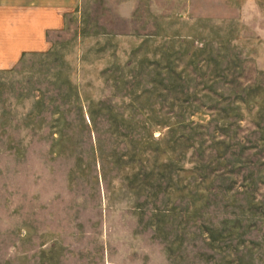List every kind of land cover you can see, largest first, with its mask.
<instances>
[{
  "label": "rangeland",
  "instance_id": "obj_1",
  "mask_svg": "<svg viewBox=\"0 0 264 264\" xmlns=\"http://www.w3.org/2000/svg\"><path fill=\"white\" fill-rule=\"evenodd\" d=\"M119 7L0 72V264H264V0Z\"/></svg>",
  "mask_w": 264,
  "mask_h": 264
},
{
  "label": "crops",
  "instance_id": "obj_2",
  "mask_svg": "<svg viewBox=\"0 0 264 264\" xmlns=\"http://www.w3.org/2000/svg\"><path fill=\"white\" fill-rule=\"evenodd\" d=\"M110 1L120 5L117 11L122 19L131 20L142 2L152 6L172 2L191 6L234 4L240 0ZM87 2L88 0H0V72L14 70L28 56L46 53L51 47L52 36L66 29L71 18Z\"/></svg>",
  "mask_w": 264,
  "mask_h": 264
}]
</instances>
